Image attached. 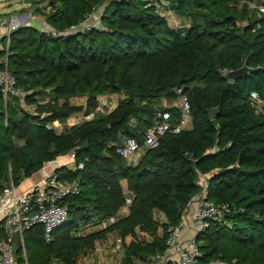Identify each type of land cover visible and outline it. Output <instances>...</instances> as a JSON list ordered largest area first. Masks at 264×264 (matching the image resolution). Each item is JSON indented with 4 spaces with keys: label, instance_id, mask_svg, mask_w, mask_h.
I'll list each match as a JSON object with an SVG mask.
<instances>
[{
    "label": "trees",
    "instance_id": "16d2710c",
    "mask_svg": "<svg viewBox=\"0 0 264 264\" xmlns=\"http://www.w3.org/2000/svg\"><path fill=\"white\" fill-rule=\"evenodd\" d=\"M40 1L44 23L61 34L11 32L7 69L23 96L0 105V191L69 152L83 168L60 170L80 187L64 198L67 218L49 241L40 223L24 231L46 254L39 264H78L112 233L115 264H149L201 191L200 175L207 198L229 211L195 235L199 260L264 264V0ZM94 10L105 30L68 31ZM244 63L254 71L223 77ZM106 94L120 98L102 112ZM181 95L189 126L143 147L161 102ZM124 137L141 145L137 157L116 153ZM26 258L37 264L27 249Z\"/></svg>",
    "mask_w": 264,
    "mask_h": 264
},
{
    "label": "built area",
    "instance_id": "2783aa9c",
    "mask_svg": "<svg viewBox=\"0 0 264 264\" xmlns=\"http://www.w3.org/2000/svg\"><path fill=\"white\" fill-rule=\"evenodd\" d=\"M169 13L167 12L166 15ZM98 18V11L94 10L86 15L82 22L68 28V31L76 33L94 27L105 30L106 27L99 23ZM17 21L16 17L11 15L8 18H0V50L6 51L5 55L0 57V64L3 63V67L0 66V96L5 103L9 98L19 94L16 80L7 69V50L11 32L25 25ZM41 30L52 36L61 34L45 24L42 25ZM161 105L164 109L156 112L155 120L144 134L143 147H155L165 133L177 134L187 128L191 122L190 105L185 95L173 101L163 100ZM175 110L178 114H174ZM140 148L141 145L134 137H124L122 143L117 145L116 153L130 159ZM51 161H61L59 167L64 166L65 170L76 171L83 168L82 162L75 161L73 152L59 155ZM51 161L45 162V166ZM60 174L61 172L57 170L45 173L39 181L25 191H19L18 185H15L12 180L2 188L0 229L3 230L4 236L0 238V264H29L22 236L24 231L40 223L44 227L45 240L49 241L51 231L65 221L68 209L63 204V200L69 195L76 194L80 185L77 178L66 179ZM198 182L202 189L193 197L195 209L191 221L185 222L182 218L176 226L168 227L166 248L162 253H156L149 264H244L234 261L228 263L220 258L199 260L201 252L195 241V235L207 226L208 219H221L229 211V205L217 204L207 198L208 184L203 175L199 176ZM129 201L128 199L127 202ZM123 213L122 209L121 214ZM187 227L192 230L190 236L184 234V229ZM14 233L19 235L21 244L12 242ZM13 245L18 246L17 252L20 251L21 259L17 258Z\"/></svg>",
    "mask_w": 264,
    "mask_h": 264
},
{
    "label": "rangeland",
    "instance_id": "374dc122",
    "mask_svg": "<svg viewBox=\"0 0 264 264\" xmlns=\"http://www.w3.org/2000/svg\"><path fill=\"white\" fill-rule=\"evenodd\" d=\"M44 4L45 3H42L40 0H34L31 3L26 2L25 0H0V18H8L10 15L15 16L19 24L25 23L24 26H31L40 31L44 23V18L38 12L37 8L43 7ZM167 16H169L168 20L171 24H180L181 19L174 15L172 12H170ZM45 25L49 27L47 24ZM19 96H23V92H21L20 90ZM118 98H120L119 94H106L99 96L100 103L98 110H102V112H104L105 110L113 108L116 105ZM83 101L84 98L82 97L78 98L76 102L81 103ZM5 104L6 103L4 102V100L3 102H0V105H2L3 108H5ZM78 118L81 119V115L78 116ZM67 124L68 122L65 121L63 124L57 126L61 128V125ZM138 152H140V150ZM3 236L4 232L0 229V238H3ZM22 236L23 242L25 243L24 247L25 249H27V257L32 259L31 261L39 264L40 261H42L46 256L42 247L32 240H25L26 238L24 233ZM12 242L21 244L20 237L17 233H14L12 235ZM118 244L119 241L117 236L112 233L108 237H106L105 240L97 242L95 248L91 252L82 255L78 264H85L87 262H89L90 264H110L111 262H115L116 258L118 257V253H116L118 250ZM18 255L19 252L16 253V256Z\"/></svg>",
    "mask_w": 264,
    "mask_h": 264
},
{
    "label": "crops",
    "instance_id": "0c3cea01",
    "mask_svg": "<svg viewBox=\"0 0 264 264\" xmlns=\"http://www.w3.org/2000/svg\"><path fill=\"white\" fill-rule=\"evenodd\" d=\"M136 153L133 155V157H137V154L138 153L137 154ZM60 163H61V161H51L47 166H45L46 163H44L42 165V167L38 171H36L35 173H33L32 175H30L29 177H26V178H24L22 180V182L18 185V190L19 191H25V190H27L32 184H34L35 182L39 181L41 179V177L45 175V173H50L51 171H55V170H57V171L64 170L65 169L64 166H60L59 167V164ZM194 209H195V200L192 199L191 202H190V204H189V206L187 207L185 213L183 214V220L185 222L191 221L192 215H193V212H194ZM126 211H127V209H126V207H124L123 208V212H126ZM191 231L192 230L189 227H187V228L184 229V234L186 236H190L191 235ZM117 247H118V250H117L116 253H118V257H119V254L121 252H120V249H119L120 247L118 245H117ZM111 263L112 264H115L116 261L115 262H111ZM85 264H90V263L87 262Z\"/></svg>",
    "mask_w": 264,
    "mask_h": 264
},
{
    "label": "water",
    "instance_id": "95a60500",
    "mask_svg": "<svg viewBox=\"0 0 264 264\" xmlns=\"http://www.w3.org/2000/svg\"><path fill=\"white\" fill-rule=\"evenodd\" d=\"M25 1L31 3L34 0H25ZM253 71H254L253 69L249 68L246 65V63H244L242 66H240V67H238L236 69L225 71L223 73V77L225 79H227V80L235 81L237 79H240V78L246 76L248 73L253 72ZM215 112H216L215 108L209 109L208 110L209 117H213ZM13 251L15 253H17V251H18V246L17 245H13Z\"/></svg>",
    "mask_w": 264,
    "mask_h": 264
}]
</instances>
